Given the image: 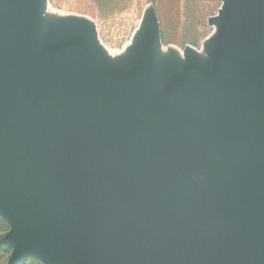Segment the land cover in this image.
Returning a JSON list of instances; mask_svg holds the SVG:
<instances>
[{
  "label": "water",
  "instance_id": "95a60500",
  "mask_svg": "<svg viewBox=\"0 0 264 264\" xmlns=\"http://www.w3.org/2000/svg\"><path fill=\"white\" fill-rule=\"evenodd\" d=\"M47 0H0V216L8 264H264V0H228L204 72L136 77L84 43L53 60Z\"/></svg>",
  "mask_w": 264,
  "mask_h": 264
},
{
  "label": "rangeland",
  "instance_id": "374dc122",
  "mask_svg": "<svg viewBox=\"0 0 264 264\" xmlns=\"http://www.w3.org/2000/svg\"><path fill=\"white\" fill-rule=\"evenodd\" d=\"M229 5L228 0H47L46 54L50 61L84 43L104 72L131 81L145 44L154 38L165 80L173 68L196 66L206 73L220 52L221 21ZM10 229L0 216V264H8L13 251L1 243ZM21 264L45 263L31 257Z\"/></svg>",
  "mask_w": 264,
  "mask_h": 264
}]
</instances>
